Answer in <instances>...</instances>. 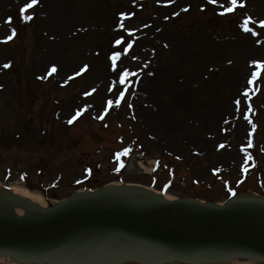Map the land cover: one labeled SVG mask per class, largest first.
I'll use <instances>...</instances> for the list:
<instances>
[{"label":"rangeland","instance_id":"1","mask_svg":"<svg viewBox=\"0 0 264 264\" xmlns=\"http://www.w3.org/2000/svg\"><path fill=\"white\" fill-rule=\"evenodd\" d=\"M229 7L0 0V185L51 204L108 182L198 202L264 196V0ZM122 71L135 74L126 90Z\"/></svg>","mask_w":264,"mask_h":264},{"label":"bare ground","instance_id":"2","mask_svg":"<svg viewBox=\"0 0 264 264\" xmlns=\"http://www.w3.org/2000/svg\"><path fill=\"white\" fill-rule=\"evenodd\" d=\"M111 187H117L119 195L110 194ZM137 191L142 194L133 195ZM9 194L12 199L16 200V204L12 201H0V214L15 215L24 217L36 210H46L49 203L45 198L37 192L28 190L20 184H11L9 186H0V198ZM176 198L169 194H162L159 191L149 190L147 187L138 185H121L114 183L107 185L97 191L78 192L71 200L74 204H93L115 212H121L127 208L138 209L141 211L149 209V207L160 203L174 202ZM18 202V203H17ZM19 203L21 205H19ZM240 203H248L252 205L258 204L256 196H244L233 200L231 206H237ZM18 204V205H17ZM220 207L222 204H219ZM188 214L196 212L195 206H188L184 209ZM235 221L239 222L247 229L250 238L262 235L264 229V216L243 212L242 214H233L231 216ZM147 218L168 232H183L189 237L205 240H218L226 236V228H217L209 226H199L187 222L175 207L162 206L158 211H150ZM260 227L261 229L257 228ZM25 226H0V239L5 238L13 244V240L20 238L18 235ZM29 242L25 243V241ZM25 243V245H24ZM21 245L15 251L20 257L13 258L11 256L0 255V264H33L27 262L36 256L42 259L35 264H259L249 259H233L224 263L213 262V257H208L209 262H200L201 255L192 260L190 263L181 262L179 260H169L161 256L157 249H149L147 244L134 242L129 240L122 233L111 232L100 227H83L77 229L69 222H63L54 225L49 229L37 230L31 232L30 235L20 243ZM96 244L103 245L101 248L94 249ZM32 248L37 249L36 252ZM53 248L56 250L52 253ZM180 253L187 254L188 248L176 247ZM125 255V256H123ZM47 256V257H45ZM44 257V259H43Z\"/></svg>","mask_w":264,"mask_h":264},{"label":"water","instance_id":"3","mask_svg":"<svg viewBox=\"0 0 264 264\" xmlns=\"http://www.w3.org/2000/svg\"><path fill=\"white\" fill-rule=\"evenodd\" d=\"M174 206L186 217V221L199 226H221L228 228L229 234L220 240H203L188 237L179 232H167L151 222L147 216L150 211H158L162 206ZM195 206L196 212L187 213L184 209ZM39 217L28 215L18 218L14 215H0V225H23L19 236L26 238L35 230H43L62 222H70L79 228L84 226H99L106 230L122 232L137 242L146 243L155 247L171 259L192 261L201 255L198 261H206L209 256L216 261L234 257H247L264 262V236L250 238L242 224L235 221L233 214L248 212L264 215V202L260 205L241 203L237 206L229 204L218 207L209 204H198L194 201H176L174 203H157L145 211L128 208L115 212L93 204H74L66 200L54 208L46 211H36ZM213 217H215L213 219ZM259 229H261L259 227ZM264 230V229H263ZM264 233V232H263ZM186 246L187 254L180 253L176 247ZM96 245L95 248H100ZM11 247L7 242L0 241V254H11Z\"/></svg>","mask_w":264,"mask_h":264},{"label":"snow or ice","instance_id":"4","mask_svg":"<svg viewBox=\"0 0 264 264\" xmlns=\"http://www.w3.org/2000/svg\"><path fill=\"white\" fill-rule=\"evenodd\" d=\"M35 2H36V0H33V4H34ZM214 2H215V0H209V3H214ZM231 4H232V7L226 8V9H225V12H228V13L232 12V11L234 10V8L237 7V0H231ZM239 6L243 7L242 4L239 5ZM27 7H28V8H31V7H32V4H28ZM184 11H187V9H184ZM225 12H221L220 15H224ZM28 19H31V17H28ZM122 27H123V25H122ZM260 27L264 28V21H261V22H260ZM248 30H249V29H247V28L245 29V31H248ZM14 35H15V33H13V36H14ZM129 35H132V34L129 33ZM11 38H12V36L9 37V39H11ZM121 43H122L121 40H119V39L116 40V44H117V45H121ZM129 47H131V45H129ZM165 47H167V45H165ZM122 51H124L123 48L116 49V50L113 51V53H112V55H111V57H110V60H111V62H112V63H111V67H112L113 71H116V69H117V61L120 60V58H121V52H122ZM8 66H9V65H4V67H8ZM52 71L55 72L56 69L53 68ZM130 75H135V74H134V73H129L128 71L117 72L118 83L121 84V85H125V90H126V88H127L126 81H127L128 77H129ZM117 92H118V97H119V99L116 101V106L119 107V106H120V102H121L122 100H124V97H125V91H124V90H119V89H118ZM244 95L247 96V93H245ZM236 103L238 104V103H240V101H237ZM107 104H108L109 108H111V107L113 106V101H112V100H108V101H107ZM79 115H80V113L78 112L75 116L72 117V119H70V120L68 121V123H69V124H72V123L74 122V120H76L77 117H78ZM101 118H103V117H101ZM245 119H248V118L245 117ZM249 122L251 123V121H249ZM253 127H255V125H253ZM249 146H251V141H249ZM221 147H222V146H221ZM127 151H128V150L126 149L124 153H118V154H117V159H119V157H120L121 155L126 154ZM121 166H123V165H121Z\"/></svg>","mask_w":264,"mask_h":264}]
</instances>
